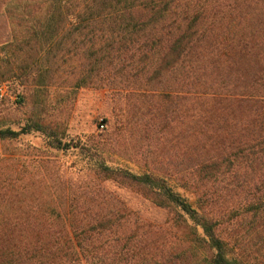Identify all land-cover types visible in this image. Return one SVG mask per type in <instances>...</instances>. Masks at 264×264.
<instances>
[{
	"label": "rangeland",
	"instance_id": "374dc122",
	"mask_svg": "<svg viewBox=\"0 0 264 264\" xmlns=\"http://www.w3.org/2000/svg\"><path fill=\"white\" fill-rule=\"evenodd\" d=\"M26 2L0 0L1 74L11 68L17 73L28 57L12 44L28 34L24 17H40L36 9H15ZM220 2L231 8L208 9L220 13L207 34L233 44L237 54L228 61L199 54L194 45L178 60L168 42L148 60L104 61L105 39L97 26L81 35L65 28L62 34L72 35L51 56L58 70L50 83L1 77L0 129L20 135L0 141V219H113L114 231L123 225L119 232L129 233L137 222L157 226L176 218L177 211L157 208L149 188L125 174L162 178L195 209L205 193L215 215H229L225 209L237 207L241 195L224 191L231 184L227 175L205 169L227 159L233 147L230 112L214 101L210 85L227 93L264 77V0ZM209 13L203 30L213 28ZM238 42L248 43L249 56ZM238 212L230 219L244 222L233 232L246 237L252 264H261L262 227ZM157 234L148 241L161 246Z\"/></svg>",
	"mask_w": 264,
	"mask_h": 264
},
{
	"label": "trees",
	"instance_id": "16d2710c",
	"mask_svg": "<svg viewBox=\"0 0 264 264\" xmlns=\"http://www.w3.org/2000/svg\"><path fill=\"white\" fill-rule=\"evenodd\" d=\"M26 1L13 7L26 12L36 9L41 14L33 22L35 17H24L27 21L22 20V24L28 34L12 44L28 57L18 65L17 73L12 68L0 73L2 80L16 76L32 79L35 85L50 83L58 70V62H51V56L54 59L72 35L71 30L63 35L65 28L81 35L97 26L105 39L104 61H132L135 57L148 60L161 55L160 46L165 42L171 46H167L168 51L177 53L178 60L187 57L193 45L199 54L207 52V57L213 54L225 61L237 54L232 43L224 44L223 38L207 34L214 32L220 13L217 10L212 15L208 9L217 4L224 6L220 10L231 8L221 0ZM208 13L214 18L213 28L203 30ZM155 45L157 48H153ZM237 46L245 56L251 54L248 43L238 42ZM249 84L228 89L227 93L220 91L218 83L210 85L211 93L215 91L214 101L230 112L228 133L234 142L227 159L217 158L205 169L227 175L231 184L224 191L241 195L237 207L225 209H231L229 215L223 210L215 215V205L205 193L195 209L164 179L125 174L131 183L149 188L157 208L177 211L176 218L157 226L137 222L136 230L129 233L119 232L123 225L114 231L118 223L113 219H0V264H252L246 237L233 232L244 219H230L243 210V214L251 215L249 224L258 222L264 235V77L253 76ZM237 112L238 117L234 116ZM19 135L0 129V141ZM222 166L226 170L219 173ZM256 227L252 229L258 230ZM152 233L162 235L165 244L148 241ZM262 243L264 246V237Z\"/></svg>",
	"mask_w": 264,
	"mask_h": 264
}]
</instances>
